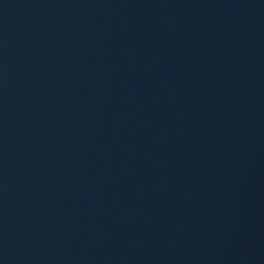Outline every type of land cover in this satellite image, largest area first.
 I'll return each mask as SVG.
<instances>
[{
  "label": "water",
  "instance_id": "water-1",
  "mask_svg": "<svg viewBox=\"0 0 264 264\" xmlns=\"http://www.w3.org/2000/svg\"><path fill=\"white\" fill-rule=\"evenodd\" d=\"M0 264H264V0H0Z\"/></svg>",
  "mask_w": 264,
  "mask_h": 264
}]
</instances>
